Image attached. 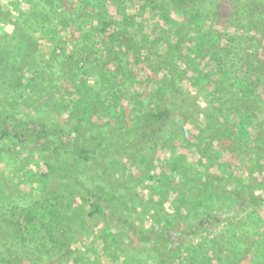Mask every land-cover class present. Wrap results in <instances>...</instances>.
I'll list each match as a JSON object with an SVG mask.
<instances>
[{
	"label": "trees",
	"instance_id": "16d2710c",
	"mask_svg": "<svg viewBox=\"0 0 264 264\" xmlns=\"http://www.w3.org/2000/svg\"><path fill=\"white\" fill-rule=\"evenodd\" d=\"M29 6L17 11V35L0 40V264H78L74 246L91 236L87 220L110 219L117 207H128L126 190L141 177L129 171L132 156L122 162L108 151L104 158L102 144L126 141L114 127L129 132L140 117L149 126L168 122L174 109L168 103L193 91L206 98L201 124L181 148L199 152L200 164L173 150L162 167L169 165L179 184L158 193L155 203L163 211L171 201L172 218L183 225L176 228L168 212L158 216L152 208L149 226L139 214L120 216L126 231L152 245L160 264H194L200 246L187 239L225 219L221 209L209 211L214 197L234 213L264 203L257 194L264 192V52L249 34L261 32L264 41V0H30ZM140 27L143 37L134 33ZM165 31L168 40L160 36ZM104 162L112 165L109 173L99 168ZM182 163L201 168L199 192L186 206L175 202L185 196L179 188L192 182L190 172L183 179L176 172ZM156 168L146 173L160 189L171 178L157 176ZM99 173L108 176L104 190L87 178ZM135 185L144 192L148 184L141 177ZM151 201L137 211L147 212ZM114 237L108 228L94 238L108 259ZM258 237L259 248L246 246L253 255L264 248V233ZM237 239L226 235L219 254L210 251L201 264H237ZM249 264H264V255Z\"/></svg>",
	"mask_w": 264,
	"mask_h": 264
},
{
	"label": "rangeland",
	"instance_id": "374dc122",
	"mask_svg": "<svg viewBox=\"0 0 264 264\" xmlns=\"http://www.w3.org/2000/svg\"><path fill=\"white\" fill-rule=\"evenodd\" d=\"M29 2L30 0H0V40H3L6 36H11L12 38H14L17 35V30L15 29L18 20L17 11L19 9H29ZM160 4L162 7L161 10H164L166 7L165 3ZM165 12H168V10H165ZM110 13L115 14V9H112ZM251 25L252 24L246 23V26L248 27H250ZM218 29H222L220 25ZM26 30H28L29 32L31 31L30 29ZM166 32L167 31H165V33L163 32L162 35L160 34L163 40H168L167 37L169 32ZM134 33L137 34V37L145 36L143 27L134 29ZM249 34L250 36H253L255 37V39L257 38L259 40V42L257 41L258 50L259 52H264V41L260 39L263 34L261 32H254L252 29H249ZM163 42L164 41H161V43ZM253 46H255V44ZM188 93L189 92H187V94ZM194 95L195 92L193 91V93L191 95L189 94L186 99H182L180 103H176L174 99L171 100V103H168V105L171 104L172 106H174L172 117L168 122H165L161 125L155 124L149 126L146 124L143 118L140 117L136 120V122H134V124L131 125V128H129L128 130L129 132H127L126 129H123V126L116 125V127H114L115 131L122 133L126 137H128L126 141L121 143H119L118 141L117 144L120 145H117L115 142H113L109 145V147L108 141H105L106 143L102 144V146H105L106 148V151L104 152V158L113 156L123 162L124 159L132 156V158L135 159V162L133 160V162L128 163V167H132L129 171L131 173L133 172L136 175L140 174L141 172L142 180L146 181L148 185L147 189L145 188L144 192L142 190V186L139 187V185H137L136 187L135 184L141 182V177L138 176L136 182L132 181V184L126 190L127 198L131 199V204L128 207H125L124 209L117 207V210L115 211L116 216L110 219H105L103 217L98 218V216H96L97 219L93 221L90 219L87 220V228L89 232H91V236L85 237L84 242L81 243V247L76 248L74 246L75 250H77L75 258L78 260V264H117L114 261L117 258L119 259L120 264L121 262H124V264H160L159 254L152 247V245L150 246L148 243L140 242L138 239V235L136 236L133 235V233H128L126 231V227L124 226L123 222L120 221L119 217L124 215L129 219H134V217L138 216L139 214V218L145 222L143 224H145V226H149L148 220H152V213L150 211L152 208H155L158 216L166 217L168 212V214L170 215L167 217H169L172 222H174V224H177L176 221H178L180 226L178 225L176 226V228L179 229L183 225V221L181 219L175 220L172 218L173 216H176V213L171 212V201L167 202L164 205L165 208H163V211H161V206H156L155 203L159 198L157 197L158 193H165L170 189L175 190L179 184V181L174 182L175 171L172 170L169 165L162 167L165 159L174 155L173 150L177 149V151H183L184 154H186V156L188 157L189 162L192 163L194 161H197L199 163V152L196 151L190 154L188 150L181 148L186 143H188V140H193V135L198 134L196 128L201 124L198 115L201 114L202 111L201 101L205 102L206 98H196V95ZM260 98L263 100L262 105L264 106V95H260ZM183 104L184 110L182 111ZM151 129L155 131V136L151 135ZM176 129H178V131L177 133H175V136L178 137V141L172 140L171 138L172 132H174ZM183 140H186L187 142L184 141L183 143ZM181 142L183 143L182 146ZM108 151H110V154H112L111 156L107 154ZM149 159L154 160L151 166H149L148 164ZM246 161L247 159H245V162ZM198 163L188 167L184 166L187 164V162L186 164L182 163L180 164V169L176 171L177 173L181 174L182 179L187 177V173L190 172L191 175L189 176L190 180H192L189 187L185 186V188H183L180 186L181 188L179 189H181L183 193L185 191V196L183 194L182 196L177 197L178 202L175 201L177 205L180 204L181 200L182 205L186 206V201L193 198L192 192L194 194L199 192L196 190V188L200 185L198 183L197 176L199 175V172H201V168H199L200 166L198 165ZM153 166L157 167L156 169H158L155 173L157 176L162 178L166 175L168 176V178H171V180L168 179L169 182L159 183V186H162L160 189H157L158 186L152 184L148 180L149 175L146 173V170H153V172H155ZM134 167L137 168L138 172L135 171L136 169ZM99 168H104L105 171L109 173L112 165L104 162L103 166H100ZM215 170L216 169H213L212 171L210 170V174L214 176ZM260 171L264 176V163ZM99 175L100 176H98V178H96V175H91L90 177L87 176V178L91 180L89 182L90 184H92L93 188L96 185H101L102 189L104 190L105 182L106 180H108V176L106 175V173H99ZM92 178L95 179L93 180ZM120 189H122V187H120ZM257 194L260 197L264 196V192L261 193V191H257ZM146 198L152 200L150 205L146 207L150 208L147 211L149 213L145 211H137L139 210V208H141L142 203L146 201ZM219 200L221 199L214 197L215 205L213 204V208L209 211L211 212L212 210L216 211L217 209H221V211H223V213L225 214V219L219 217L215 222L208 223V225H206L201 230V232L197 234V236H192L191 238L187 239V243H189V245H193L191 246L192 248L195 249L194 245L197 244H199L200 246V251H197L196 253L198 258L196 259L194 264H201V259L204 256H210V251H216L219 254V243L225 244L226 235L229 236L230 234H235L242 239L241 241L237 239V242L232 246V251L238 258L237 264L261 262L263 260L264 248L261 249L257 255H253L249 253V249L246 248V246L247 244H253L259 248V245H261V243H259L260 238L258 237V233H264V203L260 202L257 205L251 206L246 210L244 209L240 210L238 213H234L231 206L226 207V204H222L219 207ZM88 209L89 208H87V211ZM229 213H231V215H228ZM191 223L194 222L192 221ZM108 228L110 230H113L116 236L114 237L115 242L117 243L116 247H113L112 250L108 251L110 259H108L104 255L102 250L103 245L99 246V250L94 246V238L103 234L105 230H108ZM238 245H241V248L237 247ZM242 245H244V247ZM182 257L185 258V255L183 254ZM179 263L180 261H177L176 264ZM71 264L76 263L72 261ZM166 264H170V262H167ZM181 264H187V262H185V259L181 260Z\"/></svg>",
	"mask_w": 264,
	"mask_h": 264
}]
</instances>
